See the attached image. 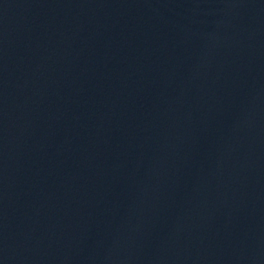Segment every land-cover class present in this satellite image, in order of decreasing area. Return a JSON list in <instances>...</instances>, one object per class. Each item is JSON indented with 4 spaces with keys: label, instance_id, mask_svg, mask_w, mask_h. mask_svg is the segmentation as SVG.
Wrapping results in <instances>:
<instances>
[{
    "label": "water",
    "instance_id": "95a60500",
    "mask_svg": "<svg viewBox=\"0 0 264 264\" xmlns=\"http://www.w3.org/2000/svg\"><path fill=\"white\" fill-rule=\"evenodd\" d=\"M0 264H264V0H0Z\"/></svg>",
    "mask_w": 264,
    "mask_h": 264
}]
</instances>
